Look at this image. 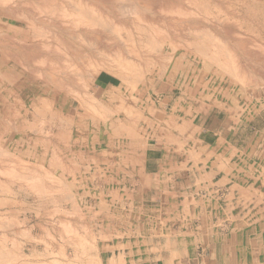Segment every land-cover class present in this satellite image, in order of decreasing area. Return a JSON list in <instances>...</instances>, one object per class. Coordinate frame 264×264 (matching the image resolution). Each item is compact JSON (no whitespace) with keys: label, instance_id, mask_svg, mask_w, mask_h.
<instances>
[{"label":"rangeland","instance_id":"obj_1","mask_svg":"<svg viewBox=\"0 0 264 264\" xmlns=\"http://www.w3.org/2000/svg\"><path fill=\"white\" fill-rule=\"evenodd\" d=\"M33 1L21 12L0 4V264H175L176 249L170 255L159 237L175 227L165 222L182 215L181 201L184 216L198 205L197 214L238 215L246 195L228 189L264 172V0H206L205 10L193 0ZM74 5L83 21L112 22L73 26L61 13L74 15ZM133 71L137 101L128 95ZM101 74L113 85H101ZM131 107L176 125L155 123L123 141L114 120H140Z\"/></svg>","mask_w":264,"mask_h":264},{"label":"crops","instance_id":"obj_2","mask_svg":"<svg viewBox=\"0 0 264 264\" xmlns=\"http://www.w3.org/2000/svg\"><path fill=\"white\" fill-rule=\"evenodd\" d=\"M98 81L101 85L112 86L114 79L101 74ZM259 176L261 178L255 184H240L239 189H228L246 195L245 198L241 196L245 204L241 205L238 215H203L205 210L197 214L198 205L192 207L193 215L184 216V203L187 200L181 201L178 212H182V215L172 222H165V225L173 223L175 227L164 228L166 232H161L159 237L160 241L166 242L170 255V249L173 246L176 249L178 260H175V264H264V172ZM147 246L145 250L153 248ZM196 250L200 253L197 257ZM149 254L151 251L144 252L143 263ZM185 256L187 263L183 261Z\"/></svg>","mask_w":264,"mask_h":264},{"label":"bare ground","instance_id":"obj_3","mask_svg":"<svg viewBox=\"0 0 264 264\" xmlns=\"http://www.w3.org/2000/svg\"><path fill=\"white\" fill-rule=\"evenodd\" d=\"M47 1H48V0H47ZM49 1H50L51 4H52V1H53V0H49ZM112 1H113V0H112ZM114 1H115V0H114ZM119 1H121V0H119ZM125 1H127V0H125ZM125 1H124V2H125ZM135 1H136V0H135ZM135 1H134V2H135ZM140 1H141V0H140ZM149 1H150V0H149ZM153 1H154V0H153ZM153 1H152V2H153ZM155 1H156V0H155ZM161 1H162V0H161ZM178 1H179L178 3H180L182 0H178ZM187 1H188V0H187ZM189 1H190V0H189ZM189 1H188V2H189ZM205 1H206V0H201V1L197 2L196 0H195V1L193 0V1H192L193 3H191V1H190V4H189V5L192 4V6H193V4H194V9H195V6H196V9H201V10H202L203 8H204V10H205V9H209V8H207V7H209V3H207V1H206V2H205ZM210 1H211V0H208V2H210ZM34 2H36V1H33V0H29V1H28V0H26V1H22V0H0V4H1V6H2V4H3V5H7V6H9L8 4H12L11 6H13V5H14L13 7L16 6V10H19V9H20V12H21V10H23L22 8H23L24 6H31V5L33 6V5H34ZM42 2L45 3L44 0H43ZM54 2H55V1H54ZM64 2H65V1H64ZM115 2H116V1H115ZM128 2H129V1H128ZM134 2H131V1H130V3H133V4H134ZM152 2H151V3H152ZM176 2H177V1H176ZM194 2H195V3H194ZM36 3H37V2H36ZM36 3H35V4H36ZM47 3H48V2H47ZM56 3H57V2H56ZM56 3H55V4H56ZM74 3H75V2H74ZM78 3H79V2H78ZM130 3H128V4L130 5ZM141 3H142V2H141ZM146 3H147V2H146ZM148 3H149V2H148ZM154 3H155V2H154ZM158 3H160V2H158ZM162 3H163V2H162ZM162 3L159 4V7H160V6H165V4H164V3L162 4ZM165 3H166V2H165ZM41 4H42V3H41ZM53 4H54V3H53ZM53 4H52V5H53ZM64 4H65V3H64ZM68 4H70V3H68ZM126 4H127V3H126ZM172 4H173V2H172ZM172 4H171V5H172ZM175 4H176V3H175ZM175 4H174V5H175ZM48 5H49V4H47V6H48ZM52 5H51V6H52ZM65 5H66V4H65ZM70 5L72 6V4H70ZM70 5H69V6H70ZM139 5H141V4H139ZM145 5H146V4H145ZM150 5H152V4H150ZM166 5H169V6H170V2H169V4H166ZM176 5H177V4H176ZM176 5L174 6L175 8H176ZM35 6H36V5H35ZM37 6H39V5L37 4ZM56 6H57V5H56ZM76 6H77V7H76ZM76 6L74 5V7H75V8H74V9H75V11H74V15H75V13H76V14L78 15V16H76V17H78V18H76V17H73V18H72V15H73L72 12H73V10H70V11H72V12H71L72 15H71L70 13H68V12H64V13L67 14V15L61 13L63 10L60 12L61 15H62V18H63V19H64V18H68L69 21H66V22H69V23L72 22V25H73V26H74V25L77 26V25H79V24H81V23H82V24L85 23V25H87L88 27H87V26H84V24H83L84 28L87 27V28L89 29V27H91V28H93V30H94L95 27H96V29H98V27H101L103 22H105L104 25H106V26L109 25V24L112 22V21H111V22L108 23V24H106V23L109 22V21L106 22V21L103 20V22H99V21H98V17L96 18L97 20H96V19H88V15H87V14H85V15L87 16V20L83 21V20H84V17H83V9L80 8V5H76ZM78 6H79V7H78ZM134 6H135V5H133V8H134ZM141 6H142V5H141ZM143 6H144V3H143ZM143 6H142V7H143ZM157 6H158V5H157ZM169 6H167V7L165 6V7L168 9V11L170 10V12L166 11L167 9L164 7L165 11H166L168 14L171 13V14H174V15H175V13H172V12H173V11H174V12L177 11V12L179 13V15H182V17H183V14H181V13H184V12H182L183 10H181V12H180V11H178L179 9H174L173 6H172V7H170V8H172V9H174V10L172 11V9H170ZM206 6H207V7H206ZM21 7H22V8H21ZM42 7H44V6H42ZM45 7H46V6H45ZM60 7H61V6H60ZM72 7H73V6H72ZM128 7H129V6H128ZM131 7H132V5H131ZM148 7H149V6H148ZM182 7H183V6H182ZM17 8H19V9H17ZM25 8H26V7H25ZM32 8H33V7H32ZM105 8H106V7H105ZM109 8H110V7H109ZM116 8H117V7H116ZM116 8H115V10H116ZM118 8H119V10H116V11H120L121 9L123 10V8H121V5H120V7H118ZM120 8H121V9H120ZM129 8H130V7H129ZM139 8H140V7H139ZM177 8H178V6H177ZM179 8H180V7H179ZM7 9H8V8H7ZM34 9H35V7H34ZM36 9H37V8H36ZM40 9H41V7H40ZM57 9H59V8H57ZM63 9H65V8H63ZM68 9H69V8H68ZM71 9H72V8H71ZM87 9H88V8H87ZM92 9H93V8H92ZM113 9H114V8H113ZM130 9L132 10V8H130ZM134 9L137 10V6H136V8H134ZM144 9H145V8H144ZM159 9H160V8H159ZM181 9H182V8H181ZM26 10H27V9H26ZM31 10H32V9H31ZM88 10H89V9H88ZM122 10H121V11H122ZM136 10H135V11H136ZM145 10H146V9H145ZM201 10H200V11H201ZM43 11H45V9H43ZM43 11L41 10V12H43ZM49 11H50V10H49ZM53 11H54V9H53ZM53 11H51V12H53ZM65 11H66V10H65ZM105 11H106V10H105ZM116 11H115V12H116ZM135 11H134V12H135ZM156 11H157V10H156ZM161 11H162V10H161ZM163 11H164V10H163ZM197 11H198V10H197ZM209 11H210V10H209ZM17 12H19V11H17ZM23 12H24V11H23ZM38 12H39V11H38ZM41 12H40V13H41ZM54 12H55V11H54ZM56 12H57V11H56ZM56 12H55V13H56ZM58 12H59V11H58ZM88 12H89V14H90L91 11L89 10ZM93 12H94V15H95V13H96L95 16L99 15V18H100V14H98L96 11H93ZM106 12H107V11H106ZM123 12L126 13L124 10H123ZM134 12H133V14H134ZM137 12H138V10H137ZM146 12H148V11H146ZM203 12L207 13V11H203ZM211 12H212V11H211ZM47 13H48V12H47ZM118 13H119V12H118ZM192 13H193V12H192ZM42 14H43V13H42ZM50 14H51V13H50ZM57 14H58V13H57ZM115 14H117V13H115ZM122 14H123V13H122ZM122 14H121V13L118 14L119 17H120V15H122ZM127 14H128V13H127ZM127 14H125V15L127 16ZM136 14H137V13H136ZM160 14H161V13H160ZM176 14H177V13H176ZM185 14H186V13H185ZM190 14H191V12H190ZM12 15H13V14H12ZM23 15H24V14H23ZM31 15H32V14H31ZM61 15H60V16L58 15L59 18L56 17V16H55V17L60 21V19H61V18H60ZM63 15H65V16H67V17H63ZM74 15H73V16H74ZM85 15H84V16H85ZM94 15H93V16H94ZM125 15H124V16H125ZM129 15H130V13H129ZM129 15H128L127 17H129ZM163 15H165V14L163 13ZM166 15H167V14H166ZM196 15H197V14H196ZM223 15H225V14H223ZM38 16H39V15H38ZM45 16H46V15H45ZM45 16H44V17H45ZM47 16H48V14H47ZM108 16H109V15H108ZM122 16H123V15H122ZM133 16H134V15H133ZM135 16H136V18H137V15H135ZM185 16H187V15H185ZM192 16H193V15H192ZM52 17H53V16H52ZM127 17H126V19H127ZM130 17H131V16H130ZM138 17H139V16H138ZM182 17H181V18H182ZM188 17H191V16H188ZM48 18H49V17H48ZM50 18H51V15H50ZM53 18H54V17H53ZM53 18H51V19H53ZM56 18H55L54 20H56ZM74 18H75L76 20H75ZM89 18H91V17H89ZM103 18H104V17H103ZM120 18H121V17H120ZM122 18H123V17H122ZM164 18H165V17H164ZM183 18H184V17H183ZM214 18H215V17H214ZM105 19H106V17H105ZM134 19H135V17H134ZM166 19H167V18H166ZM207 19H208V18H207ZM207 19H206V20H207ZM46 20H48V19H46ZM58 20H56V22H57ZM64 20H65V19H64ZM64 20H63L61 26H62V27H63V26H66V27H71V28H72V25L70 26L69 23H67V25H69V26H67L66 23H65V25H63V23L65 22ZM66 20H67V19H66ZM99 20H100V19H99ZM106 20H107V19H106ZM116 20H117V19H116ZM131 20H132V18H131ZM135 20H136V19H135ZM143 20H144V19H143ZM160 20H161V19H160ZM181 20H182V19H181ZM214 20H216V19H214ZM31 21H32V20H31ZM34 21H35V20H34ZM37 21H38V20H37ZM42 21H43V19H42ZM51 21H52V20H51ZM59 21H58V22H59ZM61 21H62V20H61ZM61 21H60V22H61ZM100 21H102V20H100ZM113 21H114V20H113ZM117 21H118V20H117ZM133 21H134V20H133ZM137 21H139V18H137ZM171 21L173 22V24H176V23L178 22V20H177V22L174 20L175 23H174L173 20H171ZM171 21H170V22H171ZM204 21H205V20H204ZM217 21H218V20H217ZM48 22H49V21H48ZM54 22H55V21H54ZM54 22H53V23H54ZM140 22H141V21H140ZM31 23H32V22H31ZM49 23H50V22H49ZM51 23H52V22H51ZM120 23H121V22H120ZM131 23H132V22H131ZM138 23H139V22H138ZM142 23H143V22H142ZM166 23H167V22H166ZM178 23H179V22H178ZM180 23H181V22H180ZM180 23H179V24H180ZM206 23H207V22H206ZM55 24H56V23H55ZM59 24H60V23H59ZM82 24H81V25H82ZM121 24H122V23H121ZM133 24H134V23H133ZM44 25H45V24H44ZM44 25H42V26H44ZM56 25H57V24H56ZM100 25H101V26H100ZM104 25H103V26H104ZM112 25H113V24H112ZM49 26H50V25H49ZM58 26H60V25H58ZM61 26H60V27H61ZM76 26H75V29L77 28ZM79 26H80V25H79ZM79 26H78V27H79ZM106 26H105V27H106ZM110 26H111V25H110ZM120 26H121V25H120ZM172 26H173V25H172ZM32 27H33V26H32ZM53 27H55V26H53ZM107 27H108V26H107ZM107 27H106V31H108V28H107ZM116 27H117V26H116ZM150 27H151V26H150ZM179 27H180V26H179ZM55 28H56V27H55ZM103 28H104V27H103ZM103 28H102V31H103ZM109 28H110V27H109ZM111 28H114V27H111ZM34 29H35V28H34ZM60 29H62V28H60ZM60 29H58V30H60ZM66 29H67V28H66ZM68 29H70V28H68ZM77 29H78V28H77ZM79 29H80V28H79ZM119 29H121V28H119ZM55 30H56V29H55ZM64 30H65V29H64ZM89 30H90V29H89ZM91 30H92V29H91ZM100 30H101V29H100ZM113 30H114V29H113ZM113 30H111V31H113ZM34 31H36V30H34ZM62 31H63V30H62ZM67 31H68V30H67ZM97 31H98V30H97ZM97 31H96V32H97ZM109 31H110V29H109ZM111 31L109 32L110 34L113 33V32H111ZM115 31H116V29H115ZM119 31H120V30H119ZM119 31H118V29H117L116 34H117V32L119 33ZM137 31H138V30H137ZM71 32H74V28H73V31H71ZM71 32H70V33H71ZM87 32H88V31H87ZM189 32H190V31H189ZM39 33H40V32H39ZM39 33H38V34H39ZM63 33H64V32H63ZM65 33H66V32H65ZM75 33H76V32H75ZM79 33H80V32H79ZM88 33H89V32H88ZM101 33H102V32H101ZM124 33H125V32H124ZM36 34H37V33H36ZM40 34H41V33H40ZM83 34H84V33H83ZM93 34H96V33H93ZM98 34H99V33H98ZM107 34H108V33H107ZM110 34H109V35H110ZM194 34H195V33H194ZM50 35H51V34H50ZM53 35H54V34H53ZM114 35H115V34H114ZM117 35H118V34H117ZM33 36H34V35H33ZM67 36H68V35H67ZM70 36H71V34H70ZM70 36H69V37H70ZM73 36H74V35H72V37H73ZM79 36H82V35L80 34ZM104 36H106V35H104ZM104 36H103V37H104ZM107 36H108V35H107ZM112 36H113V35H112ZM118 36H119V35H118ZM23 37H24V35H23ZM41 37H43V36H41ZM53 37H54V36H53ZM77 37H78V36H77ZM83 37H84V36H83ZM88 37H89V36H88ZM97 37H98V36H97ZM97 37H96V38H97ZM119 37H120V36H119ZM150 37H151V36H150ZM155 37H156V35H155ZM157 37H158V36H157ZM25 38H27V36H26ZM33 38H34V37H33ZM110 38H111V40H112V37H110ZM113 38H114V36H113ZM115 38H116V36H115ZM151 38H152V37H151ZM43 39H44V38H43ZM48 39H49V38H48ZM71 39H72V38H71ZM76 39H77V38H76ZM80 39H81V38H80ZM155 39H157V38H155ZM203 39H204V38H203ZM209 39H210V38H209ZM30 40H31V39H30ZM49 40H50V39H49ZM57 40H58V39H57ZM78 40H79V38H78ZM107 40H108V39H107ZM113 40H114V39H113ZM113 40H112V41H113ZM116 40H117V39H116ZM121 40H122V39H121ZM130 40H131V39H130ZM142 40H143V39H142ZM158 40H159V39H158ZM207 40H208V39H207ZM207 40H206V41H207ZM31 41H34V40H31ZM31 41H30V42H31ZM45 41H46V40H45ZM75 41H76V40H75ZM125 41H126V40H125ZM131 41H132V40H131ZM159 41H160V40H159ZM193 41H194V40H193ZM208 41H209V40H208ZM212 41H213V40H212ZM16 42H17V41H16ZM82 42H83V41H82ZM86 42H87V40H86ZM105 42H106V41H105ZM109 42H110V41H109ZM153 42H154V41H153ZM214 42H215V41H214ZM6 43H7V42H6ZM39 43H40V42H39ZM46 43H47V42H46ZM48 43H49V42H48ZM56 43H57V42H56ZM58 43H59V42H58ZM58 43H57V44H58ZM130 43H131V42H130ZM190 43H191V42H190ZM196 43H197V42H196ZM42 44H43V43H42ZM44 44H45V43H44ZM79 44H80V43H79ZM29 45H30V44H29ZM40 45H41V44H40ZM45 45H46V44H45ZM45 45H44V47H45ZM50 45H51V44H48L47 46L50 48V47H51ZM112 45H113V44H112ZM152 45H153V44H152ZM42 46H43V45H42ZM47 46H46V47H47ZM113 46H114V45H113ZM211 46H212V45H211ZM211 46H210V47H211ZM215 46H216V45H215ZM189 47H190V46H189ZM220 48H221V47H220ZM130 49H131V48H130ZM27 50H28V49H27ZM118 50H119V49H118ZM133 50H134V49H133ZM200 50H201V49H200ZM203 50H205V49H203ZM51 51H52V50H51ZM88 51H89V50H88ZM90 51H91V50H90ZM129 51H130V50H129ZM206 51H207V50H206ZM215 51H216V50H215ZM30 52H31V51H30ZM225 52H226V51H225ZM31 53H32V52H31ZM35 53H36V52H35ZM52 53H53V52H52ZM100 53H101V52H100ZM131 53H132V51H131ZM131 53H130V54H131ZM203 53H205V51H204ZM20 54H21V53H20ZM20 54H19V55H20ZM40 54H41V53H40ZM206 54L208 55L209 53L207 52ZM211 54H212V53H211ZM213 54H214V53H213ZM217 54H218V53H217ZM220 54H221V53H220ZM23 55H24V54H23ZM27 55H28V54H27ZM104 55H105V54H104ZM128 55H129V54H128ZM134 55H135V54H134ZM105 56H106V55H105ZM118 56L120 57V54H118ZM122 56H123V55H122ZM124 56H125V54H124ZM170 56H171V55H170ZM204 56H205V55H204ZM216 57H217V56H216ZM221 57H222V56H221ZM221 57H220V58H221ZM224 57H225V56H224ZM224 57H222V61H223V59L227 58V57H225V58H224ZM87 58H88V57H87ZM114 58H115V57H114ZM116 58H117V57H116ZM211 58H212V56H211ZM217 58H218V57H217ZM44 59H45V58H44ZM59 59H60V58H59ZM88 59H89V58H88ZM27 60H28V59H27ZM51 60H52V59H51ZM54 60H55V59H54ZM54 60H52V61H54ZM122 60H123V59H122ZM128 60H129V59H128ZM128 60H126V61H128ZM217 60H218V59H217ZM225 60H226V59H225ZM227 60H228V59H227ZM232 60H233V59H232ZM63 61H64V59H63ZM113 61H114V60H113ZM119 61H120V60H119ZM211 61H212V60H211ZM220 61H221V60H220ZM228 61H229V65L233 64V63H231L230 58H229ZM228 61H226V63H227ZM42 62H44V61H42ZM60 62H61V61H60ZM64 62H65V61H64ZM64 62H63V63H64ZM67 62H68V61H67ZM87 62H88V61H87ZM90 62H91V61H90ZM99 62H100V61H99ZM104 62H105V61H104ZM115 62H116V61H115ZM117 62H118V59H117ZM120 62H122V61H120ZM123 62H125V60H124ZM213 62H214V60H213ZM215 62H216V60H215ZM223 62H224V61H223ZM211 63H212V62H211ZM219 63H220V62H218V64H219ZM226 63H224V64H226ZM230 63H231V64H230ZM42 64H43V63H42ZM49 64H50V63H49ZM88 64H89V62H88ZM90 64H91V63H90ZM113 64H114V63H113ZM127 64H128V63H127ZM213 64H214V63H213ZM218 64H217V65H218ZM27 65H28V64H27ZM40 65H41V64H40ZM54 65H55V64H54ZM59 65H60V64H59ZM68 65H69V64H67V66H68ZM96 65H97V64H96ZM115 65H116V64H115ZM117 65H118V64H117ZM129 65H130V64H129ZM215 65H216V64H215ZM220 65H222V64H220ZM33 66H34V65H33ZM42 66H43V65H42ZM46 66H47V65H46ZM52 66H53V65H52ZM61 66H62V65H61ZM61 66H60V67H61ZM65 66H66V65H65ZM94 66H95V65H94ZM104 66H106V65H104ZM124 66H125V64H124ZM131 66H132V65H131ZM134 66H135V65H134ZM134 66H133V67H134ZM223 66H224V65H223ZM233 66H234V65H233ZM85 67H86V66H85ZM90 67H91V66H90ZM127 67H128V66H127ZM218 67H219V66H218ZM47 68H48V67H47ZM51 68H52V67H51ZM58 68H59V67H58ZM66 68H67V67H66ZM109 68H110V67H109ZM117 68H119V67L117 66ZM122 68H123V67H122ZM223 68H224V67H223ZM231 68H233V67H231ZM43 69H44V68H43ZM63 69H64V68H63ZM67 69H69V68H67ZM67 69H65V70H67ZM95 69H96V68H95ZM130 69H132V68L130 67ZM235 69H236V68H235ZM54 70H55V67H54ZM56 70H58V69H56ZM70 70H71V68H70ZM123 70H126V69H123ZM123 70H122V71H123ZM134 70H135V69H134ZM44 71H45V70H44ZM58 71H59V70H58ZM117 71H118V70H117ZM223 71H224V70H223ZM228 71H229V70H228ZM46 72H47V71H46ZM51 72L54 73V72H56V71H53V69H52V70L50 71V73H51ZM60 72H62V69H61ZM60 72H59V73H60ZM64 72H65V71H64ZM64 72H63V73H64ZM119 72H121V69H120ZM123 72H124V71H123ZM129 72H130V71H129ZM43 73H44V72H43ZM53 73H52V74H53ZM117 73H118V72H117ZM48 74H49V73H48ZM57 74H58V73H57ZM68 74H69V73L67 72V75H68ZM122 74L124 75V73H122ZM237 74H238V73H237ZM60 75H61V74H60ZM67 75H66V77H67ZM114 75H115V74H114ZM125 75H126V74H125ZM129 75H130V74H129ZM137 75H138V73H137ZM233 76H234V74H233ZM49 77H50V76H49ZM78 77H79V76H78ZM80 77H81V76H80ZM87 77H88V76H87ZM130 77H131V78H130V82L132 83V88H131V86H130V92H128V93H129L128 95L131 96V100H133V101H137V97H136V95H137V93H139V91L137 90V84H138L139 82H138V83H136V82H137V80H139L140 78L137 79L138 76H136V75L134 74V71H133V75H131ZM53 78H54V77H53ZM64 78H65V77H64ZM234 78H235V77H234ZM244 78H245V77H244ZM121 79H122V78H121ZM122 80H123V79H122ZM122 80H121V82H122ZM65 81H67L66 78H65ZM81 81H82V80H81ZM125 81H126V80H125ZM125 81H124V83H125ZM58 82H59V81H58ZM77 82H78V81H77ZM128 82H129V81H128ZM242 82H243V81H242ZM126 83H127V82H126ZM126 83H125V84H126ZM131 83H129V84L131 85ZM245 84H246V83H245ZM75 85H76V84H75ZM75 85H74V86H75ZM247 85H248V84H247ZM58 87H59V86H58ZM71 87H72V86H71ZM76 87H77V86H76ZM73 92H74V91H73ZM86 94H87V93H86ZM132 94L135 95V96L133 97ZM84 96H85V95H84ZM79 98H80V97H79ZM85 99H86V98H85ZM91 99H92V97H91ZM93 99H94V98H93ZM93 99H92V100H93ZM94 100H95V99H94ZM143 102H144V101H143ZM83 103H85V102H83ZM83 103H82V104H83ZM95 103H96V102H95ZM133 103H135V102H133ZM120 107H121V106H120ZM97 108H98V107H97ZM148 109H149V107L147 106V108H146L145 110H146L147 112H148V111H151V109H149V110H148ZM97 110H98V109H97ZM124 110H125V108H124ZM91 111H92V110H91ZM157 111H158V110H157ZM108 112H109V111H108ZM157 114H158V115L155 117L156 120H155V121H150V120H147L145 114H144V115H143V114H142V115H140V114H136V113L134 112V108L131 107V111H129V109H128V116H129V117H133L134 115H139V118H140V120H142V121H140L138 118H136L137 120H136V121H132V123L130 124V125H132V126L126 127V126L123 125V123H122L121 121H119V119H116V120H114V122H115V123L117 124V126H118V128H117V129H118V132H116V129H115V130L113 131V133H114V134L117 133L118 137H119V136L126 137V138L129 137L128 140H123V141H130L131 134H133V133H135V132H136V133H141V130H142V129L145 130V132H148V131H149L148 129H150L152 126H155V123H156V124H159V125H163V124H166V123L176 125V123H175L174 121H172V117H171V118H170V117H166L167 115L164 116L160 111H159V113H157ZM151 115H152V113H151ZM128 122H129V121H128ZM137 122H142V124H140V123L137 124ZM136 125H139V127H137ZM132 127H133L134 129H133ZM133 131H134V132H133ZM149 132H150V131H149ZM130 133H131V134H130ZM121 134H122V135H121ZM141 134H142V133H141ZM147 134H148V133H147ZM151 136H152V135H151ZM121 139H122V138H121ZM123 141H120V140H119V146H123V143H122ZM130 142H131V141H130ZM132 142H133V141H132ZM0 158H1V157H0ZM1 160H2V159H1ZM20 168H21V167H20ZM26 168H27V167H26ZM31 168H32V167H31ZM7 169H8V168H7ZM22 169H23V168H22ZM22 169H21V171H22ZM5 170H6V169H5ZM32 172H33V171H32ZM4 173H5V172H4ZM22 173H23V172H22ZM28 174H29V173H28ZM30 174H31V173H30ZM41 174H42V173H41ZM41 174H40V175H41ZM31 175H32V174H31ZM48 175H49V174H48ZM6 176H7V174H6ZM25 176H26V174H25ZM51 176H52V175H51ZM7 177H8V176H7ZM19 177H21V176H19ZM19 177H17V178H19ZM24 178H25V177H24ZM42 178H43V177H42ZM48 178H49V177H48ZM9 179H10V178H9ZM21 179H23V177H22ZM30 179H31V177H30ZM40 179H41V177H40ZM34 180H36V178H35ZM55 180H57V179H55ZM55 180H54V181H55ZM22 181H23V180H22ZM31 181H33V180H31ZM37 181L39 182V179H38ZM37 181H35V182L38 183ZM40 181H41V180H40ZM57 181H58V180H57ZM29 183H30V182H29ZM41 183H42V181H41ZM50 183H51V182H50ZM4 184H5V183H4ZM4 184H3V185H4ZM33 184H34V183H33ZM39 184H40V183H39ZM59 184H60V182H59ZM0 185L2 186L1 183H0ZM31 185H32V184H31ZM36 185H37V184H36ZM41 185H43V184H41ZM51 185H52V184H51ZM51 185H50V186H51ZM55 185H56V184H55ZM26 187H27V186H26ZM28 187H30V186H28ZM33 187H34V186H33ZM37 187H38V186H37ZM1 188H2V187H1ZM30 188H31V187H30ZM38 188H39V187H38ZM49 188H50V187H49ZM49 188L46 189V190H49ZM32 189H33V188H32ZM40 189H41V188H40ZM54 189H55V191H56V189H58V188H55V187H54ZM61 189H62V187H61ZM61 189H60V190H61ZM3 190H5V189H3ZM34 190H36L35 187H34ZM43 190H44V192H45V189H43ZM1 191H2V190H1ZM1 191H0V192H1ZM51 191H52V189H51ZM53 191H54V190H53ZM33 192H35V191H33ZM44 192H43V193H44ZM49 192H50V191H49ZM5 193H6V192H5ZM40 193H41V191H40ZM63 201H64V199H63ZM52 214H53V213H52ZM57 214H58V213H57ZM48 216H49V215H48ZM2 217H3V216H2ZM51 217H52V216H51ZM51 217H50V218H51ZM16 221H17V220H16ZM8 225H9V224H8ZM45 228H46V227H45ZM47 234H48V233H47ZM6 237H7V236H6ZM11 243H12V242H11ZM11 243H10V244H11ZM74 244H75V243H74ZM77 244H78V243H77ZM10 246H11V245H10ZM64 246H65V245H64ZM74 246H75V245H74ZM61 247H62V246H61ZM5 248H6V247H5ZM13 248H14V246H13ZM57 248H58V247H57ZM2 249H3V248H2ZM6 249H7V248H6ZM14 249H15V248H14ZM7 250L10 251V249H7ZM59 250H61V248H60ZM82 250H83V249H82ZM2 251H4V250H2ZM2 251H1V252H2ZM11 251H12V250H11ZM1 252H0V253H1ZM6 252H8V251H6ZM6 252H5V253H6ZM13 252H14V251H13ZM61 252H62V251H61ZM9 253H10V252H9ZM81 253H82V252H81ZM14 254H15V253H14ZM14 254H13V255L11 254V255H12L13 257L16 258V256H14ZM47 254H48V253H47ZM11 255L8 254L7 256H11ZM2 256H3V254L0 255V257H2ZM18 256H19V254H18ZM73 257H74V256H73ZM6 258H7V257H6ZM9 258H10V257H9ZM76 258H77V257H76ZM76 258H74L73 260H75ZM4 259H5V258H4ZM11 259H12V258H10V260L8 259L9 262L13 260V259H12V260H11ZM5 260H7V259H5ZM15 260H16V259H15ZM54 260H55V259H54ZM76 260H77V259H76ZM0 261H1V260H0ZM56 261H57V260H56ZM1 262H2V261H1ZM5 262H6V261H5ZM9 262L7 261V263H5V264H10ZM14 262H15V261H14ZM18 262H19V261H18ZM78 262H79V261H78ZM11 263H12V262H11ZM62 263H63V262H62ZM62 263H61V264H62ZM88 263H89V262H88ZM95 263H96V262H94V264H95ZM56 264H58V263H56ZM81 264H82V263H81ZM96 264H97V263H96Z\"/></svg>","mask_w":264,"mask_h":264}]
</instances>
